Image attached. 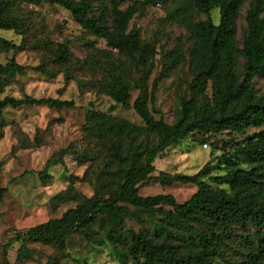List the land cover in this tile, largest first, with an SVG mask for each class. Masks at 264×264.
<instances>
[{
	"label": "trees",
	"instance_id": "trees-1",
	"mask_svg": "<svg viewBox=\"0 0 264 264\" xmlns=\"http://www.w3.org/2000/svg\"><path fill=\"white\" fill-rule=\"evenodd\" d=\"M127 1L110 0L106 6L101 0H0V29L24 37L32 35L36 17L30 6L54 4L68 11L83 30L104 40L117 58L109 54L100 61L93 55L79 60L67 45L57 44L53 63L67 68V80L71 79L70 65L96 68L102 77L100 87L123 106L129 104L130 92L136 89L131 107L144 124L139 127L90 110L86 130L103 147L90 156L100 165L92 195L72 200L75 207L59 218L15 234L3 246L0 264H10L7 253L15 243L21 244L17 254L21 261L29 254L26 243L48 245L61 252L74 234L92 245L108 246L123 264H264V94L258 95L252 83L254 77H264V0H251L240 43L234 18L246 0H184L166 14L165 21L186 25L191 39L187 50L189 81L186 93L178 98L172 124L154 117L160 113L153 94L160 80L185 63L182 43L166 52L163 70L149 91L157 51L154 45L141 41L137 29L129 30L137 4L121 9ZM193 10L205 19L192 20ZM214 10L218 12L217 23L211 18ZM0 47L18 49L4 40H0ZM238 59L242 60L239 67ZM24 74L25 68L13 57L0 64V93ZM96 83L79 82V86ZM71 105L51 98L6 95L0 98V139L7 108L62 109ZM248 129L254 132L233 142ZM192 135H199L205 146L209 143L223 154L194 175L161 173L156 180L163 186L190 184L196 192L183 203L171 195L141 197L138 185L150 178L154 161ZM221 136L228 139L216 142ZM229 145L232 148L227 151ZM235 159H241L245 166ZM5 192L0 187V202ZM69 195L60 193L55 199L67 201ZM128 220L139 225V230L126 228ZM96 226L97 234L93 233Z\"/></svg>",
	"mask_w": 264,
	"mask_h": 264
},
{
	"label": "rangeland",
	"instance_id": "rangeland-1",
	"mask_svg": "<svg viewBox=\"0 0 264 264\" xmlns=\"http://www.w3.org/2000/svg\"><path fill=\"white\" fill-rule=\"evenodd\" d=\"M101 1L109 6L110 0ZM153 1L156 2L155 5ZM181 1L184 0H169L166 3L160 0H129L121 6L124 10L137 4V13L130 22L129 30L137 29L141 41L154 45L157 51L148 79L149 91L153 80L163 70L166 52L182 43L185 63L160 80L153 94L154 106L160 113L154 114V117H161L167 124L173 123L178 98L186 93L189 81L187 50L191 46V39L188 28L180 22L165 21L166 14ZM250 3L251 0H246L234 18L239 43L246 29L245 16ZM30 9L36 17L32 35L24 37L13 30L0 29V40L18 46L17 50L9 51L0 47V64H5L13 57L25 68V74L16 76L0 93V98L6 95L15 98H51L67 101L72 105L62 109L25 106L7 108L4 111L6 126L0 139V187L6 192L0 202V262L3 246L15 234L59 218L75 207L76 202L72 200L92 195L100 165L93 162L90 156L92 152L102 151L103 147L86 130L90 110L109 113L130 124L144 126L131 107L138 94L136 89L130 92L129 104L123 106L111 100L105 89L100 87L98 80L102 77L96 68L87 65L76 68L70 65L68 70L71 79L67 80V68L53 63V48L57 44L67 45L79 60L93 55L100 61L109 54L115 59L116 52L104 40L83 30L62 7L41 4L30 6ZM262 15L264 16V12ZM190 16L194 21L205 19L204 15L194 10ZM211 18L214 23L218 22L217 10L211 13ZM241 62L238 59V67ZM36 68H41L42 71ZM89 81L90 84L95 81L97 83L83 88L79 86V82ZM252 83L257 94L263 95L264 77H254ZM253 132L254 130L248 129L232 140L234 143L240 142ZM225 139L228 138L221 136L215 141ZM204 144L199 135H192L167 149L162 158L154 161V171L150 178L138 185V194L141 197L171 195L178 203L187 201L196 192L195 186L181 183L163 186L156 177L161 173L171 176L194 175L205 164L214 162L215 158L223 154L221 150L213 149L209 143L206 146ZM218 145L223 146L220 143ZM230 148L232 145L226 147V150ZM234 161L245 166L241 159ZM66 192L70 193V200L55 199L58 194ZM125 226L135 231L140 228L131 220L126 221ZM93 233H99L97 226L93 228ZM25 247L28 257L18 261L17 254L21 244L11 246L7 253L10 264H123L108 246L92 245L78 234L66 240L61 252L37 243H26ZM214 264L222 263L217 261Z\"/></svg>",
	"mask_w": 264,
	"mask_h": 264
}]
</instances>
